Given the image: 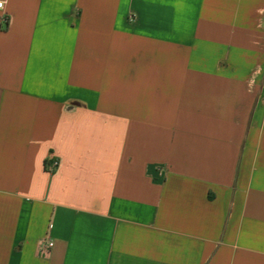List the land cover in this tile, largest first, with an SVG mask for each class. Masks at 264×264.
I'll return each instance as SVG.
<instances>
[{
  "label": "crops",
  "instance_id": "obj_1",
  "mask_svg": "<svg viewBox=\"0 0 264 264\" xmlns=\"http://www.w3.org/2000/svg\"><path fill=\"white\" fill-rule=\"evenodd\" d=\"M0 1V264H264V0Z\"/></svg>",
  "mask_w": 264,
  "mask_h": 264
},
{
  "label": "built area",
  "instance_id": "obj_2",
  "mask_svg": "<svg viewBox=\"0 0 264 264\" xmlns=\"http://www.w3.org/2000/svg\"><path fill=\"white\" fill-rule=\"evenodd\" d=\"M2 6H3V2L0 1V8ZM53 246H54L53 240L48 239V238L44 239L43 242H42V244H41V246H40V252H41V254L47 255L51 251V249H52Z\"/></svg>",
  "mask_w": 264,
  "mask_h": 264
}]
</instances>
